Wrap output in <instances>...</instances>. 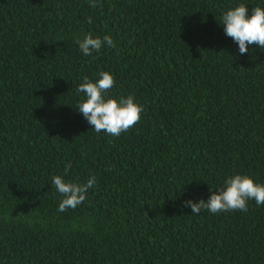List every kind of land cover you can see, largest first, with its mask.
I'll return each mask as SVG.
<instances>
[{"label": "trees", "instance_id": "obj_1", "mask_svg": "<svg viewBox=\"0 0 264 264\" xmlns=\"http://www.w3.org/2000/svg\"><path fill=\"white\" fill-rule=\"evenodd\" d=\"M264 0H0V264H264V205L195 215L235 175L264 185V49L224 13ZM91 18V23L89 22ZM111 36L84 55L77 40ZM141 119L97 133L87 76ZM71 165L68 174L65 168ZM95 186L58 212L51 181Z\"/></svg>", "mask_w": 264, "mask_h": 264}, {"label": "clouds", "instance_id": "obj_2", "mask_svg": "<svg viewBox=\"0 0 264 264\" xmlns=\"http://www.w3.org/2000/svg\"><path fill=\"white\" fill-rule=\"evenodd\" d=\"M89 2L92 7L97 6L96 0ZM248 12V7L240 4L224 13L222 18L225 34L238 44L241 55L248 53L250 45L264 49V9L254 7L251 16ZM89 22L91 23V18ZM76 43L86 56L92 55L93 51L99 52L105 44L108 47H115L111 36L93 38L88 34ZM98 76L96 82H92L87 76L83 78L84 82L77 91L83 93L85 99L77 105L78 112L83 114L95 132L104 131L111 136L119 137L137 124L144 109L131 95L121 97L119 100L105 99L106 93L114 87L115 80L108 72H100ZM70 168L71 165L66 166L65 175ZM51 183L62 197L58 212H64L84 203L88 190L95 186L96 178L92 176L86 183H76L65 181L63 177L57 175L52 178ZM226 185V188L214 191L207 201L203 199L199 202L185 201V207H190L195 215H199L202 210L213 214L235 210L247 212V201L250 199H254L257 205H264V185L255 183L251 177L238 174L229 177Z\"/></svg>", "mask_w": 264, "mask_h": 264}]
</instances>
